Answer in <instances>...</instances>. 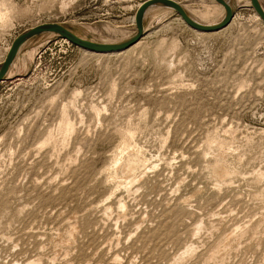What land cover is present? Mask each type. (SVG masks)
<instances>
[{"label": "rangeland", "instance_id": "rangeland-1", "mask_svg": "<svg viewBox=\"0 0 264 264\" xmlns=\"http://www.w3.org/2000/svg\"><path fill=\"white\" fill-rule=\"evenodd\" d=\"M142 1L0 0V64L17 35L45 22L94 42L128 39ZM174 1L203 24L223 17L210 13L215 0ZM227 2L229 23L203 33L151 6L123 53L85 52L54 32L23 43L0 82V264H173L190 244L195 259L179 264H264V176L254 179L264 172V23L249 0ZM217 152L233 171L220 187ZM137 155L144 167L127 190L110 167Z\"/></svg>", "mask_w": 264, "mask_h": 264}, {"label": "water", "instance_id": "water-1", "mask_svg": "<svg viewBox=\"0 0 264 264\" xmlns=\"http://www.w3.org/2000/svg\"><path fill=\"white\" fill-rule=\"evenodd\" d=\"M215 1L220 3L225 9V14L223 18L219 22L214 24H203L191 18L187 14V12L183 9V7L174 0H144L141 2L137 10L135 11L134 22L136 26V32L128 39L116 43L94 42L91 40L81 38L75 35L66 27L54 22H45V23L37 24L27 29L26 31L22 32L21 34L17 35L12 40L9 50L7 51L5 58L0 64V82L3 81L7 76L9 67L12 64L13 60L15 59L23 43H25L31 37L38 35L40 33H45V32L57 33L59 36L71 42L72 44H75L83 49L92 52H98V53L121 52L131 47L141 38L143 34V15L147 8L154 5H163L172 8L181 17V19L186 25L197 31L212 32L225 27L229 23L232 17L231 7L226 0H215ZM249 1L254 11L259 15V17L264 23V8L261 6L258 0H249Z\"/></svg>", "mask_w": 264, "mask_h": 264}, {"label": "bare ground", "instance_id": "bare-ground-1", "mask_svg": "<svg viewBox=\"0 0 264 264\" xmlns=\"http://www.w3.org/2000/svg\"><path fill=\"white\" fill-rule=\"evenodd\" d=\"M227 1V0H226ZM259 1V3L261 4V2H260V0H258ZM179 4V3H178ZM6 5V4H5ZM180 5V4H179ZM261 6H262V4H261ZM263 7V6H262ZM8 7H6L5 8V6H4V2H1L0 3V20L1 21H4L6 18H7V13H8V11L7 10H9V8L7 9ZM264 8V7H263ZM184 9V8H183ZM185 10V9H184ZM210 13L212 14V15H214L215 17L214 18H218V17H220L222 14H223V16H224V14H225V9H224V7L221 5V4H218V5H216L215 7H212L211 9H210ZM256 13V12H255ZM257 14V13H256ZM257 16L259 17V15L257 14ZM181 18V17H180ZM223 18V17H222ZM260 18V17H259ZM261 19V18H260ZM198 22V21H197ZM263 22V21H262ZM4 24V23H3ZM194 30V29H193ZM144 31V30H143ZM195 31H197V30H195ZM197 32H202V31H197ZM203 33V32H202ZM76 35V34H75ZM82 38V37H81ZM138 41H140V40H138ZM136 42L135 44H133L131 47H129L128 49H126V50H124V51H121L122 53L123 52H126V51H129V50H131V49H133L135 46H137V44L139 43V42ZM10 48V47H9ZM83 49V48H82ZM85 50V52L87 51V52H90V53H95V54H114V53H116V54H118V53H121V52H113V53H98V52H92V51H89V50H86V49H84ZM14 61V60H13ZM13 63V62H12ZM11 66V65H10ZM10 68V67H9ZM63 122H67V120L66 121H63ZM69 122V121H68ZM68 122H67V125L65 124H63V126H65L64 127V129L62 130V131H64L63 132V134L65 135V134H67L69 131H71L72 130V127L68 124ZM71 122V121H70ZM61 124V123H60ZM72 125H73V123H72ZM62 126V127H63ZM60 127V126H59ZM60 129V128H59ZM61 130V129H60ZM73 131V130H72ZM62 134V135H63ZM48 137V136H47ZM49 137H51V136H49ZM49 137H48V139H49ZM65 137H66V135H65ZM55 138V137H54ZM56 139V138H55ZM63 139V138H62ZM61 139V140H62ZM64 140H65V138H64ZM47 141V140H46ZM46 141H44V142H46ZM52 141V140H51ZM63 141V140H62ZM64 142V141H63ZM65 143V142H64ZM47 144H48V142H47ZM44 145H45V143H44ZM219 147H221V146H219ZM221 149H222V147H221ZM221 149H217L218 150V152L219 151H222ZM218 152H217V154H218ZM222 153L223 152H220V154H218L219 155V157L218 158H216V156H215V167H217V168H219L220 169V172L219 173H217L218 175H217V181H218V183L219 184H217V186L218 187H220V186H222L223 184H227L226 182L228 181V180H230V175H232V172L230 171L231 169H228V168H226V167H224V165L221 163V162H223V158H221L220 156L222 155ZM119 155H121L120 153H119ZM132 157H133V155H131ZM116 157V156H115ZM118 157V156H117ZM137 158H125V157H119L118 158V160H116L117 162H115V160H114V162L115 163H113V165L110 167V170L112 171L111 172V174L113 175V176H118L117 174L119 173V172H125V178L124 179H126L125 181H123V182H119L118 184H123L126 188H127V190H131V188L133 187V184H134V182H133V178H134V174H135V172L136 171H140V169L142 168V166H143V164H142V160L140 159V158H138V155L136 156ZM141 157V156H140ZM223 157V156H222ZM142 158V157H141ZM71 159V158H70ZM123 159V161L122 162H120L121 160ZM220 164V165H219ZM144 167V166H143ZM119 171V172H118ZM144 172V171H143ZM214 172V171H213ZM234 172H236L235 170H234ZM237 173V172H236ZM236 173H234L233 174V176H236L235 174ZM138 174V173H137ZM142 175V174H141ZM247 176V175H246ZM263 176H264V172H256L255 173V175H254V179H255V181L257 180H261L262 178H263ZM233 178V177H232ZM135 179V178H134ZM120 181V180H119ZM231 181V180H230ZM141 182V181H140ZM262 182V181H261ZM116 185V184H115ZM224 185V186H225ZM117 186V185H116ZM135 186V185H134ZM118 187V186H117ZM119 187H120V185H119ZM137 189V188H136ZM133 191V190H132ZM128 192V191H127ZM136 193V192H135ZM130 194V193H129ZM119 202V201H118ZM118 202H117V204H118ZM125 201H123V203H124ZM120 205H119V211H121V209H123V207H124V204H121V202L119 203ZM125 205H127V204H125ZM117 206V205H116ZM115 206V207H116ZM109 207V206H108ZM105 208H107L106 206H105ZM117 208V207H116ZM220 208V207H219ZM172 210V209H171ZM115 211H117V210H115ZM123 211V210H122ZM224 212V211H223ZM228 213V212H227ZM114 214V213H113ZM119 214V213H118ZM124 214H125V212H124ZM180 214V213H179ZM224 214V213H223ZM112 215V214H111ZM228 215V214H227ZM118 216V215H117ZM120 216H121V214H120ZM123 216V215H122ZM121 216V217H122ZM136 216V215H135ZM230 216V215H229ZM120 217V218H121ZM124 217V219H125V217L126 216H123ZM122 217V218H123ZM134 217V216H133ZM221 217V216H220ZM222 217H223V215H222ZM136 218V217H135ZM210 218V217H209ZM219 217H217L216 219H218ZM225 218V217H224ZM118 219V218H117ZM161 219V218H160ZM214 219V218H213ZM220 219V218H219ZM218 219V220H219ZM226 219H228L227 217H226ZM226 219H224V220H226ZM262 219V218H261ZM260 219V220H261ZM127 220V219H126ZM209 220H211V219H209ZM223 220V221H224ZM230 220H233V219H230ZM259 220V221H260ZM263 220V219H262ZM114 221V220H113ZM201 221V220H200ZM220 221V220H219ZM227 221V220H226ZM258 221V222H259ZM106 222V221H105ZM165 222V221H164ZM201 222H204V221H201ZM215 222V221H214ZM232 222H234L235 223V221H232ZM231 222V223H232ZM257 222V221H256ZM258 222H257V224H258ZM260 222H262V221H260ZM260 222H259V227H260ZM112 223V222H111ZM208 223H210V222H208ZM217 223V222H216ZM223 223V222H222ZM253 223V222H252ZM200 224H202V223H200ZM197 225L196 226V228H195V231L194 232H197V234L199 233L198 231H200V229H201V225ZM212 224H213V222H212ZM217 224H219V222L217 223ZM228 224V222L226 223V225ZM229 224H230V222H229ZM245 224V223H244ZM247 224V223H246ZM249 224V223H248ZM257 224H255L256 226H258ZM262 224H263V222H262ZM105 225V224H104ZM220 225V226H219ZM218 226L219 227H221V224H219ZM225 225V226H226ZM232 225V224H231ZM254 225V226H255ZM204 226H206V225H204ZM208 226H210V225H208ZM213 226L214 225H212V227H211V229L213 228ZM217 225H216V227H218ZM230 226V225H229ZM236 226H237V224H236ZM240 226V225H239ZM238 226V227H239ZM244 226V225H243ZM249 226V225H248ZM248 226H247V230L249 231V229H248ZM254 226H250V227H252V229L254 228ZM71 227V226H70ZM74 227V226H73ZM210 227L208 228V227H205V228H207L208 230L207 231H209L210 232ZM223 227V226H222ZM231 227V226H230ZM237 227V228H238ZM75 228V227H74ZM111 228V227H110ZM194 228V227H193ZM192 228V229H193ZM223 228H225V227H223ZM235 228V230L237 229L236 227H234ZM244 228H246V226L244 227ZM243 228V229H244ZM256 228H258V227H256ZM263 228H264V226H263ZM210 229V230H209ZM215 229H217V228H215ZM231 229H233V228H231ZM251 229V228H250ZM65 230V229H64ZM194 230V229H193ZM192 230V231H193ZM202 230V229H201ZM218 230H220V229H218ZM225 230H227V229H225ZM68 231H70V230H68ZM68 231H67V233H68ZM212 232L214 231V230H211ZM247 231V232H248ZM252 231V230H251ZM253 231H255V229L253 230ZM33 232V231H32ZM73 232V231H72ZM223 232V231H222ZM221 232V233H222ZM231 232V231H230ZM233 232V231H232ZM242 230H241V227H240V229H239V231L238 232H236L234 235H233V237H226L227 236V234H226V238L224 237V239L222 240L221 239V241L219 242V244L217 243V245L218 246H220V249L221 248H223V251L225 250V248L224 247H229L230 248V246L232 245V243L234 242H232V240L237 236V237H239V235L240 234H242ZM245 232V231H244ZM246 232V233H247ZM200 233H201V231H200ZM199 233V234H200ZM246 233H243L245 236H247L246 235ZM253 232H250V234H252ZM255 233V232H254ZM256 233H259V231L257 232L256 231ZM71 234H73V233H70V235ZM190 234V233H189ZM192 234H193V232H192ZM196 235V236H200V235ZM232 234V233H231ZM194 235V236H195ZM213 235V234H212ZM229 235H230V233H229ZM249 235V234H248ZM254 235V234H253ZM253 235H252V238H253ZM256 235V234H255ZM254 235V236H255ZM119 236V235H118ZM191 237H192V235H190ZM202 236V235H201ZM219 236H222V234L221 235H219ZM218 236V237H219ZM232 236V235H231ZM257 236H259V234L258 235H256V237ZM207 237V236H206ZM242 237V236H241ZM250 238H251V235L249 236ZM256 237L254 238L255 240H256ZM195 237H193V239H194ZM200 238V237H199ZM251 238V239H252ZM262 238V237H261ZM261 238H258L257 237V240L258 239H260L261 240ZM70 239H72V238H70ZM69 239V240H70ZM129 239V238H128ZM190 239H192V238H190ZM201 239H203V237L201 238ZM209 239V238H208ZM253 239V240H254ZM196 240H199V239H197L196 238ZM203 240H205V239H203ZM238 240V239H237ZM260 240H258V243H259V241ZM68 241V240H67ZM188 241V240H187ZM192 241V240H191ZM190 241V242H191ZM240 240H238V242H239ZM252 241V240H251ZM262 241V240H261ZM69 242V241H68ZM202 242V241H201ZM200 242V243H201ZM206 242V241H205ZM230 242H231V244H230ZM237 241H236V238H235V243H236ZM196 243V242H195ZM235 243H234V245H235ZM59 244V243H58ZM184 244V243H183ZM196 244H199V243H196ZM205 244V243H204ZM216 244V243H215ZM168 245V244H167ZM185 246H187L188 245V243L187 244H184ZM216 245V246H217ZM228 245V246H227ZM68 246V245H67ZM193 246H194V244H193ZM193 246L190 244V245H188L186 248H185V250L183 251V248H182V250L181 251H183L182 253H180V254H178L177 256H174V258H173V264L175 263V264H179V263H181V262H184L185 263V260H184V258L186 257V256H191V257H193L192 255H193V253H194V257H193V259H195V254L198 252L195 248H193ZM205 246V245H204ZM233 246V245H232ZM238 246V245H237ZM214 247V246H213ZM243 247V246H242ZM70 248V247H69ZM198 248V247H197ZM217 248V247H216ZM219 248V247H218ZM217 248V249H218ZM203 249V248H202ZM215 249V248H214ZM216 249V250H217ZM236 248H234V250H235ZM195 250L197 251L196 253H195ZM216 250H213L214 252H213V254L215 253V251ZM219 250V249H218ZM231 250V249H230ZM229 250V251H230ZM233 250V249H232ZM232 250H231V252H232ZM114 251V250H113ZM180 251V252H181ZM220 251V250H219ZM219 251H216V252H219ZM211 252H212V249H211ZM211 252L208 254V255H210L211 254ZM221 252V251H220ZM219 252V253H220ZM225 252H226V250H225ZM225 252H223L225 255H226V253ZM227 252H228V250H227ZM72 253V252H71ZM200 253L201 252H199V255H200ZM222 253V252H221ZM228 253H230V252H228ZM90 254V253H89ZM218 254V253H217ZM116 255H117V253H116ZM186 255V256H185ZM198 255V254H197ZM196 255V256H197ZM203 255V254H202ZM202 255H201V257H202ZM214 255H216V253L214 254ZM213 255V256H214ZM224 255V256H225ZM230 254H228L227 255V257L229 256ZM221 256H222V254H221ZM56 257V256H55ZM204 257V256H203ZM216 257V256H215ZM219 257V256H218ZM113 258V257H112ZM115 258H116V260H117V258L118 257H116L115 256ZM206 258V257H205ZM208 258H210L211 260H207L208 261V263H209V261H210V263L209 264H211V261L213 260V258L214 257H208ZM207 258V259H208ZM217 258V257H216ZM220 258V257H219ZM60 259V258H59ZM186 259V258H185ZM187 259H190V257L189 258H187ZM221 260V262L223 263L224 262V260L226 259V257H225V259L224 258H220ZM222 259H223V261H222ZM64 260V259H63ZM110 260V259H109ZM112 260H114V259H111V262H112ZM116 260H114L115 262H116ZM184 260V261H183ZM192 260V259H191ZM190 260V262L192 263V261ZM205 259H203V261H204ZM214 260H217V259H214ZM187 261V260H186ZM194 261V260H193ZM206 261V260H205ZM219 261V260H218ZM108 262V261H107ZM106 262V264H110L109 262L107 263ZM114 262V263H115ZM119 262V261H118ZM216 262V261H215ZM215 262H212V263H214V264H217V263H215ZM226 262V261H225ZM231 262V261H230ZM234 262V261H233ZM127 263V262H126ZM183 263V264H184ZM187 263V262H186ZM203 263H206V262H203ZM203 263H201V264H203ZM207 263V264H208ZM227 263H229V262H227ZM27 264H37V263H35L34 261H30L29 260V262L27 263ZM117 264V263H116ZM119 264V263H118ZM120 264H121V262H120ZM129 264V263H128ZM223 264H226V263H223ZM240 264V263H239Z\"/></svg>", "mask_w": 264, "mask_h": 264}]
</instances>
